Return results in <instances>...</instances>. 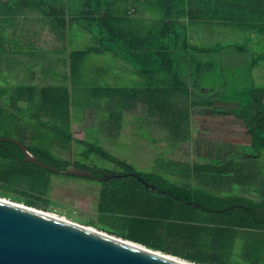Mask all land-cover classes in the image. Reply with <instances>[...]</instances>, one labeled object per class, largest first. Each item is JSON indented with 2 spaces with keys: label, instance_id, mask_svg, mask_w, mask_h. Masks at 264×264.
I'll use <instances>...</instances> for the list:
<instances>
[{
  "label": "rangeland",
  "instance_id": "rangeland-1",
  "mask_svg": "<svg viewBox=\"0 0 264 264\" xmlns=\"http://www.w3.org/2000/svg\"><path fill=\"white\" fill-rule=\"evenodd\" d=\"M39 14L38 44L30 40L31 31L27 20L24 22L23 36L29 39L28 43L0 46L1 51L5 49L7 52L10 49L14 52L17 47L16 57L9 53L0 57V87L4 91L0 95V136L25 142L38 149L40 157L47 161L48 155H54L88 169L119 173L122 176L127 167L93 151L92 146L99 145L113 156L132 164L139 172L159 174L178 185L186 186L192 185L189 182L197 179L196 174L192 173V170H196L195 164L206 159L211 163L210 168H213L209 170L210 178H231L236 188V183H243L246 186L241 190L244 194L248 193L250 198L257 201L260 199L264 190V149L262 154L255 156L258 152L252 144L237 137L236 149L253 156L243 159L234 154L235 160L228 165V169L229 166L234 169L229 174L224 169H217L221 161L217 158L220 157L218 150L222 147L227 151V146L224 148L223 143L218 145V141L211 142L213 146L209 148L208 158L201 155V148H188L181 141L180 133H171L170 122L156 124L154 120L157 116L150 108L137 107L142 103L132 101L127 91L130 92L131 86L141 85V82L133 72L127 73L126 60L112 51H104L91 52L79 59L75 57L72 61V50L88 49L97 45L98 40L79 25L74 24L69 30L63 31L55 20ZM245 55H248L247 52ZM236 76L237 73L232 74L231 81L238 86L242 79ZM226 79L228 73L218 68L211 76L189 78L190 85L195 86L189 87L190 94L185 97H198L201 100L192 101L191 106L184 109L176 108L183 111L184 117L191 109V114H195L192 117L195 125H203L201 129L206 134L218 136L224 129L221 113H200L208 112L211 103L223 97V90L218 92V89ZM44 86L69 88L72 106L64 120L47 112L45 114L44 111L38 112V91ZM96 87H121L127 91L112 98H96L92 91ZM174 94L177 95V91L174 90ZM177 110L178 116L175 118L183 115L182 111L180 113ZM10 161L9 158L0 157L1 198L39 208L85 226H93L106 234L133 237L132 224L147 215L142 213L141 206L151 209L145 200L134 198V192L124 190V181L120 176L111 179L93 178L57 173L36 166L35 177L28 175L5 182L2 171ZM14 162L22 164L19 160ZM197 169L196 172L201 174L202 168ZM256 177L262 182L259 186L254 183ZM226 184L230 186L231 183L226 181ZM153 193L155 195L150 197V191L146 190L134 194L159 203L162 195ZM230 193L237 192L234 189ZM102 198L110 203L104 208L101 206ZM258 213L264 216L262 210ZM165 247L182 256H186L189 251L182 241L168 237Z\"/></svg>",
  "mask_w": 264,
  "mask_h": 264
},
{
  "label": "crops",
  "instance_id": "crops-1",
  "mask_svg": "<svg viewBox=\"0 0 264 264\" xmlns=\"http://www.w3.org/2000/svg\"><path fill=\"white\" fill-rule=\"evenodd\" d=\"M112 7L117 14L127 16L128 21L123 27L127 44L136 47L135 51L139 53L134 60L117 55L126 60L127 73L133 72L141 82V85L131 86L129 92L133 102L142 103L137 107L149 108L151 86L156 89L161 86L173 88L177 91V95L172 96L175 108L190 107L192 101L199 102L201 99L185 97L190 94L189 87L195 86L190 85L189 78L208 77L216 68L221 69L228 73V79L218 89V92L223 90L224 95L211 103L208 112L200 114H215L218 112L216 109H222L223 113L218 112L223 118L222 133L218 136L206 134L201 129L203 125H195L192 119L195 114H191V109L187 117H184L182 110L176 109L180 113L182 111L183 115L176 118L157 117L154 121L164 125L170 122L171 133H180L181 141L188 148H201L203 157H210L211 142L218 141V145L223 143L227 151L219 148L220 157L217 158L221 161L217 169L222 167L227 174L234 169L231 166L228 169V165L235 160L234 154L251 159L252 154L236 149L237 137L252 144L251 135L245 123L238 120L231 110L240 105L234 97L242 88L248 87L244 86L245 78L252 77L255 87L264 91V0H117ZM39 13L45 15L38 9V0L35 3L33 0H0V46L28 43L29 39L23 36L24 22L27 20L30 40L38 44ZM74 24L81 26L74 22L69 29ZM83 29L94 37L88 29ZM8 51L0 50V57L7 53L16 57L17 47L14 52L12 49ZM236 73V77L242 79L238 86L231 81V75ZM195 167L196 170L202 168V173L192 170L197 179L189 182L192 184L190 186L217 194L222 204L204 208L176 198L179 219L174 228L167 226L161 230V236L182 241L189 247L186 256L205 259L210 264H264L263 216L249 215L247 206L225 203L229 202L228 196L231 194L251 197L241 191L246 186L236 183V188L231 178H210L209 170L213 168L206 159L196 163ZM226 181L231 183L230 186ZM260 181L256 177L254 183L259 186ZM262 186L264 188L263 183ZM234 189L237 193H230ZM154 195L150 192L148 197ZM160 195L159 203H166L167 195Z\"/></svg>",
  "mask_w": 264,
  "mask_h": 264
},
{
  "label": "trees",
  "instance_id": "trees-1",
  "mask_svg": "<svg viewBox=\"0 0 264 264\" xmlns=\"http://www.w3.org/2000/svg\"><path fill=\"white\" fill-rule=\"evenodd\" d=\"M116 1L117 0H38V9L52 20H55L63 31L69 30V26L77 22L88 29L98 40L97 45L91 46L88 49L72 50L70 54L72 61L75 57L79 59V57L91 52L100 53L104 51H112L126 60H134L139 56V53L135 51L137 50L136 47L127 44L126 30H124L123 27L126 25L128 18L125 14L119 15L115 12L116 10L113 9L112 4ZM33 3H35V0H33ZM111 42H114V44H111ZM245 79L244 86L247 85L248 87L242 88L238 96L234 97L240 105L238 108L232 109L231 112L238 120H242V122L245 123L251 135L252 146L255 148L256 152H258L254 155L257 156L260 155L261 151L264 149V91L255 87L254 83H252L254 80L252 77ZM92 91L94 94L93 97L112 98V96L125 94L127 90L121 87H96L92 89ZM173 91V88L168 86H161L158 89L151 86L149 91V108L157 117L170 118L172 116H178L172 102ZM38 92L40 95L38 112L42 113L44 111L45 114L47 112L53 117L64 120L72 106L69 88L67 86H44L40 88ZM127 92L129 93V91ZM3 93L4 91L0 87V95ZM216 110L223 113L222 109ZM28 147L42 159L38 149H34L30 145H28ZM92 149L100 156L127 167V170L120 176V179L124 181V190L136 194L141 190H146L167 195V202L160 204L156 202V200L151 202L149 201L151 199H144L142 196H137L133 193L134 198L145 200L146 204H148L151 209L141 206L142 213L147 215L132 224L131 234L133 237H126L127 239L140 242L153 249L179 255L168 251L166 247L164 248L165 237L161 236V230H165L167 226L174 228L177 219H179L177 207L175 206V199L179 198L187 204H199L204 208L222 204L217 194L210 191L195 189L189 185H178L159 174L139 172L132 164L113 156L99 145H93ZM0 157L9 158L11 160L2 171V178L5 182H10L12 179L22 176H36L34 167L37 165L24 160V152L16 143L9 141L1 142ZM47 158L48 161L42 160L50 164L58 165L63 169L67 168L72 163L69 160L59 159L54 155H48ZM14 160H19L22 164L17 163V165ZM75 164L79 165L76 162ZM222 169L221 167L220 170L222 171ZM129 172H138L142 178L151 185L148 186L146 182H143L138 177L132 176ZM95 173L98 176L103 174L98 171H95ZM125 196H127V194ZM228 197L230 200L225 203L232 206H247V213L249 215H258L260 210L264 212V190L258 201L250 197L233 194ZM109 204L106 198L101 202L102 207H106ZM262 220L264 221V216ZM183 257L197 263L210 264L205 259L192 256Z\"/></svg>",
  "mask_w": 264,
  "mask_h": 264
},
{
  "label": "water",
  "instance_id": "water-1",
  "mask_svg": "<svg viewBox=\"0 0 264 264\" xmlns=\"http://www.w3.org/2000/svg\"><path fill=\"white\" fill-rule=\"evenodd\" d=\"M4 141L16 143L24 152L25 161L57 173L102 179L121 176L109 171H103L102 176H98L95 170L76 165L75 162L63 169L40 159L22 141L0 136V143ZM138 178L146 182L141 175ZM126 239L36 207L0 198V264L195 263H187L178 255Z\"/></svg>",
  "mask_w": 264,
  "mask_h": 264
},
{
  "label": "bare ground",
  "instance_id": "bare-ground-1",
  "mask_svg": "<svg viewBox=\"0 0 264 264\" xmlns=\"http://www.w3.org/2000/svg\"><path fill=\"white\" fill-rule=\"evenodd\" d=\"M1 198V197H0ZM2 199H5V198H2ZM51 213V212H50ZM51 214H54V213H51ZM54 215H56V214H54ZM71 221V220H70ZM126 240H129V239H126ZM129 242H131V241H129ZM179 258H181V259H183V260H186V262L187 263H191L192 262V260H190V259H186V258H183V257H180L179 256ZM194 264H201V263H197V262H195ZM204 264V263H203Z\"/></svg>",
  "mask_w": 264,
  "mask_h": 264
},
{
  "label": "flooded vegetation",
  "instance_id": "flooded-vegetation-1",
  "mask_svg": "<svg viewBox=\"0 0 264 264\" xmlns=\"http://www.w3.org/2000/svg\"><path fill=\"white\" fill-rule=\"evenodd\" d=\"M103 171H104V170H103ZM129 174H132V176H135V177H138V175H140L138 172H129ZM142 181H143V180H142ZM146 183H147V181H146ZM148 184L151 185L149 182H148ZM148 184H147V185H148ZM149 185H148V186H149ZM165 191H166V190H165Z\"/></svg>",
  "mask_w": 264,
  "mask_h": 264
}]
</instances>
